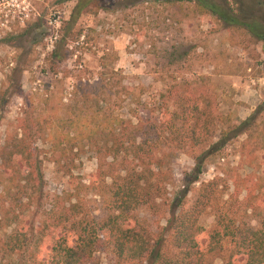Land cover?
Returning a JSON list of instances; mask_svg holds the SVG:
<instances>
[{
  "label": "trees",
  "instance_id": "trees-1",
  "mask_svg": "<svg viewBox=\"0 0 264 264\" xmlns=\"http://www.w3.org/2000/svg\"><path fill=\"white\" fill-rule=\"evenodd\" d=\"M155 1L191 2L199 13L214 17L226 29L244 31L264 47V0H235V5L230 0ZM91 3L97 1L77 0L76 11ZM74 18L75 14L69 22ZM8 25L18 32L8 33L11 37L1 38L0 44L9 41L17 49L9 78L13 94H18L23 73L34 61L33 48L51 31L41 18H19ZM64 27L45 57L55 74L71 56L69 41L83 36L81 30ZM117 73L102 62L98 80L91 84L78 70L79 83L71 103L64 106L66 115L46 116L43 111L30 120L22 118L8 133L0 147V264H101L97 253L103 246L111 248L116 264H212V256L224 264H264V102L241 119L213 108L209 99L189 89L190 84L176 82L160 95L162 104H148L142 102L143 90L125 86L114 78ZM99 84L110 85L111 97L134 104L129 117L102 106L98 94L92 95ZM7 99V89L0 88V111ZM3 118L1 113L0 123ZM40 138L47 149L38 145ZM234 141L241 143L242 163L254 169L255 176L237 184L239 191L227 200L219 182L202 183L193 204L185 208L184 200L207 161L222 158ZM197 149L201 152L193 157L183 188L169 202L166 224L154 236L143 217L135 219L137 212L167 195L170 159ZM88 151L101 170L103 161L112 159L105 169L112 180L106 202L109 214L100 221L82 210L81 188L73 174L75 161ZM46 157L71 177V192L56 196L43 210ZM94 182L90 179L91 186ZM244 188L248 192L239 202ZM209 208L215 212V224L207 231L200 221ZM249 209L254 224L245 218Z\"/></svg>",
  "mask_w": 264,
  "mask_h": 264
},
{
  "label": "rangeland",
  "instance_id": "rangeland-1",
  "mask_svg": "<svg viewBox=\"0 0 264 264\" xmlns=\"http://www.w3.org/2000/svg\"><path fill=\"white\" fill-rule=\"evenodd\" d=\"M96 1L79 12L76 11L77 0L62 4L57 0H0V22L5 19L0 23V39L10 38L18 32L8 24L19 18H41L51 31L49 37L33 48L34 61L23 73L22 89L18 94H13L9 78L17 49L9 41L0 44V88L7 89L8 98L0 111L4 115L0 123V147L22 118L30 120L43 111L46 116L66 115L64 106L71 103L74 86L79 83L78 70H82L85 78L89 77L93 84L98 80L102 62L119 71L114 78H119L122 84L142 89V102L148 104H162L160 95L176 82L190 84L189 89L194 94H202L205 100L209 99L213 108L241 119L248 117L264 102V47L244 31L226 29L214 17L199 13L188 1ZM230 1L235 5V0ZM74 14L76 18L69 22ZM62 25L66 31L81 30L83 36L77 42L69 41L71 56L62 71L55 74L45 57L53 49L56 38L65 32ZM109 88L110 85L99 84L92 89V95L98 94L102 106L129 117L134 104L131 105L124 97H111ZM135 93L139 94L140 90ZM240 142L229 144L222 158L212 157L207 161L205 172L199 182L191 186L184 200L185 208L193 204L202 183L219 182L225 191L224 200H227L239 191L237 184L242 185L255 176V170L242 163ZM38 145L48 148L42 138ZM200 152L201 149L186 151L170 159L167 195L154 201L152 208L143 207L137 212L135 219L140 221L143 217L154 236L159 235L165 226L169 202L183 188L185 173L192 169L193 157ZM111 162L112 159L103 161L101 170L94 153L88 151L74 163L73 174L81 188L84 204L82 210L88 218L100 221L109 214L106 202L112 180L105 169ZM43 170L46 198L42 209L48 210L56 196L71 192V177L49 157L44 160ZM93 178L95 182L91 186L90 179ZM247 192L245 188L241 190L239 202ZM239 202L235 203L239 205ZM245 214V218L254 224L251 210ZM200 223L205 230H210L215 224L214 210L209 208ZM97 257L101 264L117 263L108 246H103ZM209 261L224 264L218 256L210 257Z\"/></svg>",
  "mask_w": 264,
  "mask_h": 264
}]
</instances>
